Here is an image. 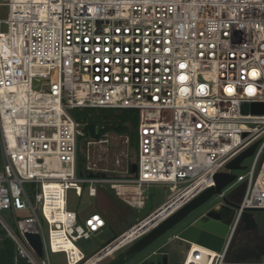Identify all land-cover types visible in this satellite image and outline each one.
<instances>
[{
  "label": "built area",
  "instance_id": "built-area-1",
  "mask_svg": "<svg viewBox=\"0 0 264 264\" xmlns=\"http://www.w3.org/2000/svg\"><path fill=\"white\" fill-rule=\"evenodd\" d=\"M0 7L8 8L0 18V227L16 262L114 258L216 186L218 173L235 174L228 164L258 143L252 163L215 196L233 202L244 188L223 250L209 263L226 264L245 211L264 209V114H253L264 104V0H0ZM85 108L138 112L136 175H79L86 123L73 112ZM86 185L90 198L97 186L122 198L129 191L121 187H135L138 209L148 200L144 187L172 194L93 255L78 248L76 259L64 240L76 245L107 227L99 213L71 207L70 192L82 198ZM154 215V227L126 238ZM28 233L40 235L41 256ZM195 245L184 264H205Z\"/></svg>",
  "mask_w": 264,
  "mask_h": 264
},
{
  "label": "rangeland",
  "instance_id": "rangeland-1",
  "mask_svg": "<svg viewBox=\"0 0 264 264\" xmlns=\"http://www.w3.org/2000/svg\"><path fill=\"white\" fill-rule=\"evenodd\" d=\"M7 17L8 8L0 7V18L6 19ZM3 30H6L5 25H3ZM118 114H120V111L115 110V115ZM137 141L139 144L138 136ZM137 152L138 149L136 150L132 147L128 136L120 135L116 132H110L106 134L102 140L88 142L86 146L83 142L82 145H80L79 155H84V168L85 170L91 171L92 174H109L114 177L125 178L130 175V169L132 165L136 163ZM252 160L253 158L246 159L244 161V166L250 165ZM238 173L239 171H235L236 175ZM96 188L98 190V194L95 198H90L88 196L87 185L85 186V193L82 198H77L74 194V191L70 192L72 195L70 205L74 210L79 211L82 215L89 212H97L105 220H107V227L102 231V233L92 237L90 240H80L76 243V245L67 240H64V243L62 242L64 246L67 247L70 256L76 259L79 257L78 248L81 249L87 255V257L93 255L112 239L121 236L133 225L137 224L156 209L163 206L172 194L169 187H144L143 194L148 197V200L143 209H138L136 207V202L133 201V198H136V191H134L135 187H132L123 198L117 196L115 191L110 189L109 185H103L102 187L97 186ZM34 193L35 191L30 192L32 199H34ZM221 203H223L227 208V210H223L224 217L233 222V217L236 215L237 209L232 208L230 210L223 198L216 197L198 209L195 212L193 219L208 213L211 209L217 205L219 206ZM26 215L27 214L24 213L22 216ZM2 216L10 223L11 227L15 229L13 219L10 218L9 212L2 213ZM253 218L257 224L264 226L263 211L253 212ZM177 232L178 231L174 230L167 233L152 246L138 254L141 255L140 259H142V257L145 258L148 254L155 250L158 247V243L168 241L175 234H177ZM1 239L5 240L7 238L4 237V231L0 227V246L2 244ZM237 240V242H239L240 237H238ZM130 247L131 245L122 249L115 254L114 258H107L101 264H108L113 259H121L122 257L125 259V252ZM236 255V251L231 252L230 261L233 260ZM132 257H126L124 264H137L136 261L134 263L131 260ZM51 261L53 264H65V257L64 255H51Z\"/></svg>",
  "mask_w": 264,
  "mask_h": 264
},
{
  "label": "water",
  "instance_id": "water-1",
  "mask_svg": "<svg viewBox=\"0 0 264 264\" xmlns=\"http://www.w3.org/2000/svg\"><path fill=\"white\" fill-rule=\"evenodd\" d=\"M247 106L244 108L246 112ZM253 114H264V104H256L253 106ZM258 143L254 144L252 147L247 149L236 159L231 161L227 168L231 171L242 170L245 167L242 166V163L253 156ZM138 172V165L134 163L130 169V173L136 175ZM91 177L102 176L104 174H91ZM216 186L211 187L199 196L181 208L179 211L174 213L168 219L163 221L157 227L152 229L149 233L138 239L134 242L131 247L125 252L126 257L136 256L147 248L152 246L155 242L160 240L163 236L171 231H178L175 236L172 237L174 240L183 242L187 245L188 250L193 244H197L203 247H206L215 252H222L225 245L226 239L228 237L230 226L232 221L226 219L223 214V210H227L224 204H221L219 207H214L208 213L199 216L196 219H193L195 212L211 201L216 195H220L223 192V189L229 186L235 179L236 174L230 173H218L215 176ZM227 207L231 210L232 208L237 209L238 203L229 201L228 198H224ZM263 211L264 209H248L245 211L241 226H243L244 231L250 232L257 229V223L253 218V212ZM26 238L33 247V249L41 256L43 244L40 235L38 234H26ZM197 253H195L196 255ZM108 264H119L117 259H113ZM240 264V263H235ZM244 264H261L260 261L244 263Z\"/></svg>",
  "mask_w": 264,
  "mask_h": 264
},
{
  "label": "trees",
  "instance_id": "trees-1",
  "mask_svg": "<svg viewBox=\"0 0 264 264\" xmlns=\"http://www.w3.org/2000/svg\"><path fill=\"white\" fill-rule=\"evenodd\" d=\"M119 111L120 114L115 115L114 109H91V108L76 109L74 111L75 119L79 122L86 123L85 126L86 137L83 141L84 145L86 146V144L90 141L102 140V138L110 132H116L120 135L128 136L132 147L137 150L138 149L137 130L139 126V114L138 112H136V110H119ZM84 159H85L84 155H79L78 171L80 176L83 173H85ZM104 175L107 176L109 174H104ZM243 194H244V188H241L239 199L242 198ZM245 232L246 231L237 232L235 238L240 237L239 242L242 241V239L246 237ZM117 238L118 237L112 239L107 244L113 242ZM1 242L2 244L0 246V264H27L23 260H19L17 263L15 262V253H14L13 244L9 239H5V240L1 239ZM232 246L233 243L231 244L228 254L226 256V264L241 263L239 262V260H237L236 257L238 253H240L241 251L238 250L239 245H236V247H234L236 248V250L234 249L233 251H236L237 255L234 257L233 260L230 261V253L233 252ZM125 259L122 257L121 259H117V261L119 264H124Z\"/></svg>",
  "mask_w": 264,
  "mask_h": 264
},
{
  "label": "crops",
  "instance_id": "crops-1",
  "mask_svg": "<svg viewBox=\"0 0 264 264\" xmlns=\"http://www.w3.org/2000/svg\"><path fill=\"white\" fill-rule=\"evenodd\" d=\"M176 241L177 240H174V238H170L168 241L163 243L159 241L160 243H158V247L145 258L142 257V259H140L141 255H136L132 257L131 260L134 263L136 261L137 264H184L189 257L191 247L188 250L185 243ZM197 246L199 247L200 245H195V247ZM205 251L207 252L206 255H208L209 252L215 253V251L209 250L207 248Z\"/></svg>",
  "mask_w": 264,
  "mask_h": 264
},
{
  "label": "flooded vegetation",
  "instance_id": "flooded-vegetation-1",
  "mask_svg": "<svg viewBox=\"0 0 264 264\" xmlns=\"http://www.w3.org/2000/svg\"><path fill=\"white\" fill-rule=\"evenodd\" d=\"M239 201L240 199L238 195L233 198L234 203H237ZM239 231H244L243 226ZM245 233L246 237H244L242 241L237 242L238 238H235L236 235L232 240V251L234 249L236 250V248H234L236 247V245H239L238 250H241L240 253H238V255L236 256L237 260H239V262L241 263H251L256 261H260L262 263V261H264V226H260L259 224H257V229Z\"/></svg>",
  "mask_w": 264,
  "mask_h": 264
},
{
  "label": "bare ground",
  "instance_id": "bare-ground-1",
  "mask_svg": "<svg viewBox=\"0 0 264 264\" xmlns=\"http://www.w3.org/2000/svg\"><path fill=\"white\" fill-rule=\"evenodd\" d=\"M58 186H59V183H54L53 188H56ZM121 191L122 192H126V191H129V190L126 187H121ZM134 191H136V189H134ZM139 194H140L139 191H137L135 193V195H139ZM155 217H156V215H154V216H152L150 218H147L141 224L137 225L129 234L126 235V238H128V237L130 238L132 236L134 237V236L138 235L139 233H143V232L147 231L148 229H150L151 227H154V225L157 224V220H156L157 218H155ZM58 218L61 219L62 216H60ZM119 243H121V242H119ZM117 247H118V245L114 246L113 248L110 249V251L115 250ZM195 249H202V250H204L203 252H204V261H205V264L211 263V259L213 257H217V253L216 252L215 253L214 252L213 253H210L209 252V254L206 255L207 254V252L205 251L206 247L204 248L202 246H199V247L197 246V247H195Z\"/></svg>",
  "mask_w": 264,
  "mask_h": 264
}]
</instances>
